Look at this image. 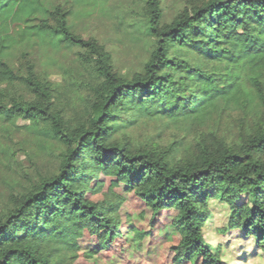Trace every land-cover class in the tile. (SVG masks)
Returning a JSON list of instances; mask_svg holds the SVG:
<instances>
[{
    "label": "trees",
    "instance_id": "trees-1",
    "mask_svg": "<svg viewBox=\"0 0 264 264\" xmlns=\"http://www.w3.org/2000/svg\"><path fill=\"white\" fill-rule=\"evenodd\" d=\"M144 11L155 47L128 79L98 42L73 33L69 10L0 0V123L28 121L65 148L57 173L0 211V264L123 255L164 229L170 264H225L204 235L213 203L228 210L224 234L264 249V0L191 2L169 24L161 0H145ZM32 42L88 53L101 83L83 116L68 119L55 85L34 68L11 67L15 49ZM230 109L254 114L253 127L237 142L200 135L180 158L174 144L138 147L121 134L141 118L200 132Z\"/></svg>",
    "mask_w": 264,
    "mask_h": 264
},
{
    "label": "rangeland",
    "instance_id": "rangeland-1",
    "mask_svg": "<svg viewBox=\"0 0 264 264\" xmlns=\"http://www.w3.org/2000/svg\"><path fill=\"white\" fill-rule=\"evenodd\" d=\"M161 1L163 23L169 24L191 2L203 0ZM44 2L48 7L61 6L69 10L73 33L85 41L98 42L111 55L113 69L118 75L130 79L143 72L155 47L154 40L145 32V0ZM9 62L18 74L26 75L27 68L32 67L39 77L48 78L56 87L57 104L65 108L71 120L88 111L94 99L92 88L101 83L88 53L80 48L32 42L16 48ZM17 93L30 98L21 87L17 88ZM254 118V114L246 115L243 109H230L213 116L200 132L176 128L162 120L141 118L134 126L121 130V134L138 147L165 148L174 144L180 158L194 149L200 135L208 136L212 132L218 139L237 142L253 127ZM64 151L61 144L37 133L28 121L18 120L15 125L0 123V211L10 203L12 196L25 193L40 178L57 173ZM212 207L213 219L204 235L206 242L221 252L224 263L264 264V249L256 247L254 240L245 239L237 232L223 233L228 220L225 206L213 203ZM138 224L146 228L147 221L138 219ZM167 233L168 229L157 231L155 238L147 239L139 249L133 247L123 255L112 253L95 260L82 259L79 264H162L164 261L170 264L171 254L165 246ZM170 235L175 240L176 235Z\"/></svg>",
    "mask_w": 264,
    "mask_h": 264
}]
</instances>
